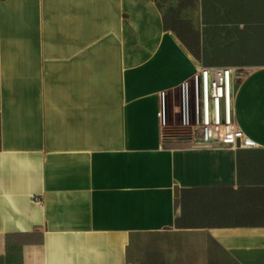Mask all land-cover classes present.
Returning a JSON list of instances; mask_svg holds the SVG:
<instances>
[{
    "label": "crops",
    "instance_id": "0c3cea01",
    "mask_svg": "<svg viewBox=\"0 0 264 264\" xmlns=\"http://www.w3.org/2000/svg\"><path fill=\"white\" fill-rule=\"evenodd\" d=\"M197 62L235 145L162 134ZM0 264H264V0H0Z\"/></svg>",
    "mask_w": 264,
    "mask_h": 264
},
{
    "label": "built area",
    "instance_id": "2783aa9c",
    "mask_svg": "<svg viewBox=\"0 0 264 264\" xmlns=\"http://www.w3.org/2000/svg\"><path fill=\"white\" fill-rule=\"evenodd\" d=\"M232 84V67L205 66L197 62L194 72L179 85V126L167 124L166 92H160L158 123L162 134L170 135L198 127L203 141L231 145L239 143L241 132L232 118Z\"/></svg>",
    "mask_w": 264,
    "mask_h": 264
},
{
    "label": "trees",
    "instance_id": "16d2710c",
    "mask_svg": "<svg viewBox=\"0 0 264 264\" xmlns=\"http://www.w3.org/2000/svg\"><path fill=\"white\" fill-rule=\"evenodd\" d=\"M231 47H232V44H231ZM231 50H232V48H231ZM244 51H245V44H243V43L237 44V46H236L237 55H239L240 53H244ZM230 52H232V51H229L228 44H225V46H223L221 49L222 56H228L230 54Z\"/></svg>",
    "mask_w": 264,
    "mask_h": 264
},
{
    "label": "rangeland",
    "instance_id": "374dc122",
    "mask_svg": "<svg viewBox=\"0 0 264 264\" xmlns=\"http://www.w3.org/2000/svg\"><path fill=\"white\" fill-rule=\"evenodd\" d=\"M179 100H180V98H179Z\"/></svg>",
    "mask_w": 264,
    "mask_h": 264
}]
</instances>
